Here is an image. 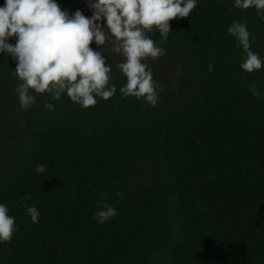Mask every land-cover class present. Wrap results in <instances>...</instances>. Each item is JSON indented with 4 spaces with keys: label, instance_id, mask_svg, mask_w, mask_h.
<instances>
[{
    "label": "trees",
    "instance_id": "obj_1",
    "mask_svg": "<svg viewBox=\"0 0 264 264\" xmlns=\"http://www.w3.org/2000/svg\"><path fill=\"white\" fill-rule=\"evenodd\" d=\"M233 3L197 0L163 43L147 33L165 49L148 66L155 106L122 96L112 58L109 100L84 109L30 90L22 109L17 61L0 53V204L16 224L0 264H264V20ZM233 21L260 70L241 69ZM104 202L117 214L100 224Z\"/></svg>",
    "mask_w": 264,
    "mask_h": 264
},
{
    "label": "clouds",
    "instance_id": "obj_2",
    "mask_svg": "<svg viewBox=\"0 0 264 264\" xmlns=\"http://www.w3.org/2000/svg\"><path fill=\"white\" fill-rule=\"evenodd\" d=\"M93 10L91 17L80 10L70 15L57 0H5L0 6V53L16 59L14 75L21 83L16 93L22 109L32 107L36 97L30 94L47 93L51 100H60L66 93L70 100L87 109L97 104V97L109 100L117 91L110 85L111 66L107 57L94 51L95 42L100 49L111 44V50L123 56L117 67L126 77L120 88L123 97L145 99L155 106L157 85L148 70V58L158 59L165 49L156 45L147 33L157 29L161 43L171 31L169 21L186 18L196 7L197 0H87ZM233 8L246 10L254 7L260 20H264V0H234ZM101 23H97V22ZM106 21V28L103 22ZM227 32L236 39L245 57L240 64L249 73L262 68V60L250 50L251 33L245 24L233 21ZM11 37L16 43H9ZM45 108L53 110L52 103ZM46 165H37L36 172L43 174ZM26 199H31L28 196ZM101 199L106 201V195ZM99 203V202H98ZM0 204V242H10L16 231L15 217ZM32 222L39 212L28 207ZM116 209L106 202L95 213L97 223H105L116 215Z\"/></svg>",
    "mask_w": 264,
    "mask_h": 264
},
{
    "label": "rangeland",
    "instance_id": "obj_3",
    "mask_svg": "<svg viewBox=\"0 0 264 264\" xmlns=\"http://www.w3.org/2000/svg\"><path fill=\"white\" fill-rule=\"evenodd\" d=\"M65 10H67L69 12L70 15L74 14V12L76 10H80L85 16L87 17H91L93 14V10L90 9L88 7V2L87 0H72L68 3L67 6H64ZM97 23H101V22H97ZM106 28V21L103 22ZM90 47L94 50V51H101L102 55H104L105 57H107V59H112L116 62V64L118 65L120 62L123 61V56L119 53H115L111 50V44L110 43H106L101 49L100 46L96 45L95 42H93ZM144 63H147L148 66L155 64L156 62H158V59H151L148 58L146 61H142Z\"/></svg>",
    "mask_w": 264,
    "mask_h": 264
}]
</instances>
